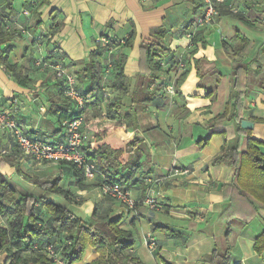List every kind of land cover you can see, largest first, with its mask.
I'll return each instance as SVG.
<instances>
[{"label":"crops","instance_id":"crops-1","mask_svg":"<svg viewBox=\"0 0 264 264\" xmlns=\"http://www.w3.org/2000/svg\"><path fill=\"white\" fill-rule=\"evenodd\" d=\"M200 8V0H0V21L7 22L8 31L14 34L8 59L13 64L21 63V69H29L28 76L35 81L29 87L20 86L0 65V107L16 118L28 135L52 139L58 121L47 106H59L62 101L57 97L52 71L33 69V57H45L49 51L58 50L64 55L63 62L76 71L88 61L97 37L106 34L123 38L134 29L132 46L122 49L126 53L124 75L132 87L139 70L140 43L153 41L150 31L163 26L167 31L163 41L172 53L167 59L168 71L161 76L178 77L182 70L174 62H182L188 69L178 94L169 103L136 104L137 129L111 134L113 140L121 136L126 140L137 138L129 158L142 164L144 176L136 175L130 193L139 199L145 181L157 178L154 191L160 208L138 205L126 210L113 200L99 198L98 178L87 180L89 186L77 190L82 203L69 208L87 218L97 202L101 213L120 215V227L131 231L134 240L130 252L145 264H163L160 257L171 264H203V258L214 250L219 254L228 252L230 264H264V251L257 254L253 249L255 237L264 231V210L259 208L252 215L247 201L232 195L234 169L211 163L224 141L227 145L237 141L243 148L248 135L236 129L234 120L212 122L225 107L237 64L248 65L242 78L246 92L241 98L240 120L253 123L249 135L262 142L260 150L264 153V0H225L218 5L213 24L198 30L206 45L198 42L192 47L188 35ZM54 9L61 26L50 35ZM233 10L244 19L234 17ZM239 37L247 41L241 50L236 49ZM122 104L129 107V95ZM88 110L94 114L90 116ZM84 117L88 138L93 126L110 127L116 121L103 113L97 119L93 107L87 108ZM208 125L224 134H212L200 147L198 141L207 137ZM1 149L6 151L4 156L0 154L3 173L13 175L19 168L29 176L43 178L61 173L66 183L75 179L66 164L38 165L22 156L7 130L0 132ZM0 227H5L1 215ZM148 234L155 241L152 250L145 244ZM97 257L98 253L87 245L81 260L73 264H88ZM5 258L6 253L0 251V264Z\"/></svg>","mask_w":264,"mask_h":264},{"label":"trees","instance_id":"trees-1","mask_svg":"<svg viewBox=\"0 0 264 264\" xmlns=\"http://www.w3.org/2000/svg\"><path fill=\"white\" fill-rule=\"evenodd\" d=\"M42 2L47 3L48 0H42ZM51 12L52 24L48 31L50 35L57 32L61 26V22H57L56 19L59 13L55 9ZM34 14L36 17L39 15ZM233 16L239 20L244 19L238 12L233 13ZM8 28L7 22L0 21V65L18 85L29 87L35 83L28 76L29 69H21V63L13 64L8 59L12 47L9 42L14 37ZM166 33L163 26L152 29L150 37L154 40L140 43L139 70L132 87L130 80L124 75L126 53L122 49L132 46L134 29H131L125 37L118 39L106 34L100 35L107 39V43L103 45L97 43L95 49L90 51L88 61L84 63L83 68L73 71L78 83V92L85 104L83 111L75 109L73 103L63 95L61 81L53 77L57 83L56 91L59 92L57 97L61 98L62 104L47 106V111L58 121L56 136L52 139L59 138L61 119L73 118L80 113L84 116L88 107H93L97 119L102 117V113L106 118L116 119L110 127L93 126L91 137L82 147L85 158L96 166L97 172L93 179H99L96 183L99 188L103 184H118L130 191V186L136 181V175L144 176L141 172L142 164L129 158V153L137 146V138L126 140L121 136V139L113 140L111 134H124L126 128L137 129V118L133 109L136 104L147 106L154 102L165 101L163 84L165 81L160 76L169 68L167 59L172 53L163 41ZM48 40L46 39L45 44L49 42ZM239 40L240 45L237 46V50L243 49L247 44L244 37H239ZM198 42L201 46L206 45L201 32L195 31L191 36L190 44L194 47ZM110 50L108 58L112 68L104 79L103 70ZM193 52L194 48L190 53ZM44 60L51 64L57 61L63 62L64 55L58 50L49 51ZM161 63H165L166 67L163 68ZM179 63L182 62H174L176 65ZM32 67L41 71L33 65V61ZM247 70V64L234 66L231 75L232 90L225 107L212 119V122L221 119L234 120L238 131L248 133L244 147L241 148L237 141L231 145L225 144L224 141L220 153L212 159L211 163L223 164L234 169L230 185L232 195L245 199L251 214L255 215L259 208L264 210V153L260 150L262 142L251 137L250 131L240 128L239 125L242 110L241 98L246 92L242 78ZM187 72L188 69L183 67L181 73L175 78V95L178 94L177 89ZM85 84L89 86L85 87ZM103 84L110 89V94L116 91V94L110 96L105 102H102L103 93H97ZM127 95L130 96V104L128 108H124L122 99ZM208 128L210 129L207 137L198 141L200 147L207 143L212 134H224L222 131L211 128V125H208ZM56 163L69 166L75 177L73 182H64L65 177L63 178L61 173L41 178L26 175L19 168L13 175L0 171V215L5 221V227H0V251L6 253L5 263L56 264L53 257L48 254L50 246L63 264H73L81 260L85 247L90 245L98 253V257L88 264H145L137 255L130 252L134 240L131 231L120 227V215L112 217L109 212L101 213L97 202L91 216L87 218L78 216L69 208L71 204L82 203L77 190L85 189L89 184L86 182L82 169L75 164L62 161ZM147 186L144 184L145 190L137 199L138 201L141 200ZM99 198H108L119 203L109 196L99 195ZM253 249L257 254L264 251V231L255 237ZM160 260L163 264H171L162 257ZM203 264H230L229 253L219 254L214 250L203 258Z\"/></svg>","mask_w":264,"mask_h":264},{"label":"built area","instance_id":"built-area-1","mask_svg":"<svg viewBox=\"0 0 264 264\" xmlns=\"http://www.w3.org/2000/svg\"><path fill=\"white\" fill-rule=\"evenodd\" d=\"M225 0H200L201 8L199 14L195 17L193 22V31L189 33L188 37L191 39L195 31L204 29L213 24L217 15V7ZM233 12H237L233 10ZM95 43L105 44L107 39L99 36L95 39ZM111 50L105 62L103 70L105 79L111 71L112 64L109 57ZM33 65L40 70L49 68L52 71L53 77L61 81L63 95L71 101L78 111H83L85 104L83 98L78 92L77 80L71 70L64 62L57 61L53 64L44 60V57H33ZM163 68L166 67L165 63H161ZM179 69L184 67L183 63L178 64ZM164 79V78H163ZM162 79V80H163ZM159 83V81H158ZM164 91L168 94H174V80L169 81L164 85ZM103 93V101L105 102L110 96V89L104 84L97 93ZM175 95V94H174ZM13 103L18 105V100L13 97ZM60 132L58 139H40L35 136H30L24 132L20 127L18 120L3 110L0 107V132L7 130L11 138L16 143L20 154L24 157L31 159L35 164L43 163H56V162H71L77 167L82 169L83 175L87 180H92L96 174V166L93 162L88 161L82 153V147L86 144L88 136L84 131V116L80 113L73 118H64L59 123ZM5 149L0 150V154H5ZM157 178H149L145 181L148 185L147 189L138 201L132 197L130 191L123 189L118 184H103L99 188L100 196H109L118 201L123 208L134 210L138 205L144 208L156 210L160 208L157 197L154 191V185ZM145 244L149 250L154 249V238L148 234L145 238ZM48 254L53 257L56 264H63L62 260L56 255L52 248L48 247ZM6 264V263H3Z\"/></svg>","mask_w":264,"mask_h":264},{"label":"rangeland","instance_id":"rangeland-1","mask_svg":"<svg viewBox=\"0 0 264 264\" xmlns=\"http://www.w3.org/2000/svg\"><path fill=\"white\" fill-rule=\"evenodd\" d=\"M177 67L179 68V66L177 65ZM168 71V70H167ZM177 71H179V69H177ZM165 72V71H164ZM163 75V74H162ZM162 77V79L165 81L163 84L165 85L167 82H168V80L169 81H171V80H175V78H174V76L172 75V76H168V77H163V76H161ZM112 95V94H111ZM174 94H168V93H165V98H164V102H166V103H169V102H171L172 101V99L174 98ZM121 110H123V108H121ZM89 111V112H88ZM87 111V113H89V115L90 116H92L93 114H94V112H92V114H91V110H88ZM95 124V123H94ZM121 205V204H120ZM122 206V205H121ZM90 246V245H89ZM91 247V246H90Z\"/></svg>","mask_w":264,"mask_h":264},{"label":"water","instance_id":"water-1","mask_svg":"<svg viewBox=\"0 0 264 264\" xmlns=\"http://www.w3.org/2000/svg\"><path fill=\"white\" fill-rule=\"evenodd\" d=\"M240 128L250 130L253 127V123L247 119H241L240 120Z\"/></svg>","mask_w":264,"mask_h":264}]
</instances>
